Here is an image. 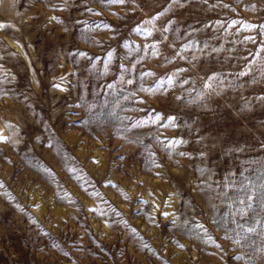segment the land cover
<instances>
[{
  "label": "rangeland",
  "instance_id": "1",
  "mask_svg": "<svg viewBox=\"0 0 264 264\" xmlns=\"http://www.w3.org/2000/svg\"><path fill=\"white\" fill-rule=\"evenodd\" d=\"M0 264H264V0H0Z\"/></svg>",
  "mask_w": 264,
  "mask_h": 264
},
{
  "label": "snow or ice",
  "instance_id": "2",
  "mask_svg": "<svg viewBox=\"0 0 264 264\" xmlns=\"http://www.w3.org/2000/svg\"><path fill=\"white\" fill-rule=\"evenodd\" d=\"M119 2H123V0H119Z\"/></svg>",
  "mask_w": 264,
  "mask_h": 264
}]
</instances>
